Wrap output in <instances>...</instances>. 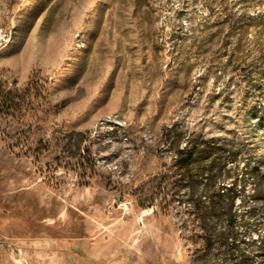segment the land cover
<instances>
[{
    "label": "rangeland",
    "instance_id": "obj_1",
    "mask_svg": "<svg viewBox=\"0 0 264 264\" xmlns=\"http://www.w3.org/2000/svg\"><path fill=\"white\" fill-rule=\"evenodd\" d=\"M110 114L125 124L100 126ZM245 164L264 183V0H0V215L24 222L11 233L85 235L65 264H242L220 219L209 243L186 227L188 194L209 200L212 183H235L237 213L254 204ZM237 223L264 264V215L243 239Z\"/></svg>",
    "mask_w": 264,
    "mask_h": 264
},
{
    "label": "trees",
    "instance_id": "obj_2",
    "mask_svg": "<svg viewBox=\"0 0 264 264\" xmlns=\"http://www.w3.org/2000/svg\"><path fill=\"white\" fill-rule=\"evenodd\" d=\"M177 154L178 159L176 160V163L180 167H185L188 170L193 162L196 161L197 152L192 147L179 149ZM255 170V167L249 168L246 164L242 169V202L251 201L254 202V204L246 205V207H244L245 205H242V213L240 214L233 208V202L237 195V192L234 191L235 183L228 187L224 185L215 187L214 183L208 185L206 187L207 193L205 196H208L209 200H204L201 192L195 191H191L187 197V200L190 203L188 214L191 216L188 221L192 222V227L188 225L186 229L190 227V231L195 233V227L198 228L199 230L197 233L204 241L209 243L211 240L212 228L210 218L216 217L220 219L226 226L218 232V241L221 247L228 251L230 256L234 259L237 257L242 258V264H248L251 261V254L247 247L242 246L241 248L237 243L239 240L238 234L240 233L237 228V219L242 218L243 239V237L250 231V220L264 215V183L262 180H257V173ZM205 172L206 168L201 169L198 175L191 174V177L194 175H196V177H202ZM205 178H207V176ZM247 182H252L254 186L252 187V192L243 194L244 186ZM224 200H228L229 203L224 205L222 203ZM8 217L13 218L14 216L8 215ZM195 223H197V225H195ZM259 252L264 253V244L259 246Z\"/></svg>",
    "mask_w": 264,
    "mask_h": 264
},
{
    "label": "crops",
    "instance_id": "obj_3",
    "mask_svg": "<svg viewBox=\"0 0 264 264\" xmlns=\"http://www.w3.org/2000/svg\"><path fill=\"white\" fill-rule=\"evenodd\" d=\"M78 218H73L70 220L68 225L70 230H77ZM23 225L24 222L16 217H8L7 214L0 215V236L9 238L15 242L23 250L24 256L27 258L28 263L31 264V258L35 256H50L53 254L54 264H65L60 254L63 252H68L69 254H75L76 256H81L85 252V244L81 245V240L85 239V235L81 234H65L63 232H50L48 230L38 232L35 229L28 228V233H11L8 225ZM49 225V224H45ZM6 254L9 261L13 264L15 263L8 251L0 249V254Z\"/></svg>",
    "mask_w": 264,
    "mask_h": 264
},
{
    "label": "built area",
    "instance_id": "obj_4",
    "mask_svg": "<svg viewBox=\"0 0 264 264\" xmlns=\"http://www.w3.org/2000/svg\"><path fill=\"white\" fill-rule=\"evenodd\" d=\"M104 122H113L117 125L123 126L125 121H122L117 114H110L101 118L99 125ZM0 249L9 252L11 259L17 264H27L28 260L23 254V250L15 244V242L9 238L0 236Z\"/></svg>",
    "mask_w": 264,
    "mask_h": 264
}]
</instances>
